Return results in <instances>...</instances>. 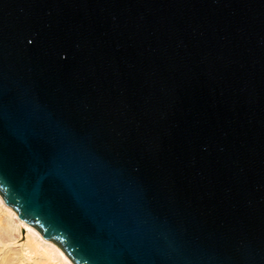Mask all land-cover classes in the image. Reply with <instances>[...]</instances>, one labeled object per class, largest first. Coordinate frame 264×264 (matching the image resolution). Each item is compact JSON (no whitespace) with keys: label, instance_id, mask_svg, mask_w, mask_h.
Returning <instances> with one entry per match:
<instances>
[{"label":"water","instance_id":"obj_1","mask_svg":"<svg viewBox=\"0 0 264 264\" xmlns=\"http://www.w3.org/2000/svg\"><path fill=\"white\" fill-rule=\"evenodd\" d=\"M0 199L72 264H264V0H0Z\"/></svg>","mask_w":264,"mask_h":264},{"label":"bare ground","instance_id":"obj_2","mask_svg":"<svg viewBox=\"0 0 264 264\" xmlns=\"http://www.w3.org/2000/svg\"><path fill=\"white\" fill-rule=\"evenodd\" d=\"M0 264H72L51 241L21 222L0 199Z\"/></svg>","mask_w":264,"mask_h":264}]
</instances>
